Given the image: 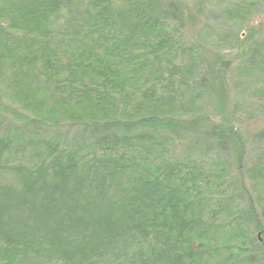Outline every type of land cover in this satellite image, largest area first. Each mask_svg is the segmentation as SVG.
<instances>
[{"label": "trees", "instance_id": "1", "mask_svg": "<svg viewBox=\"0 0 264 264\" xmlns=\"http://www.w3.org/2000/svg\"><path fill=\"white\" fill-rule=\"evenodd\" d=\"M222 1L0 0V264H264V0Z\"/></svg>", "mask_w": 264, "mask_h": 264}, {"label": "rangeland", "instance_id": "2", "mask_svg": "<svg viewBox=\"0 0 264 264\" xmlns=\"http://www.w3.org/2000/svg\"><path fill=\"white\" fill-rule=\"evenodd\" d=\"M222 5L227 4V0H224L221 2ZM264 5V4H263ZM260 11H264V6L259 8ZM255 19L254 22H262L264 24V12L263 16L259 17H253ZM226 43L224 44L223 41H221L219 38L214 36L213 34L207 35V45L205 47L206 55L210 61V65L214 66L216 63L217 56L219 54V50H226L230 46ZM0 54H2V50L0 49ZM6 68V67H4ZM250 95L252 97V100H247V103H243L237 110L238 113V120L236 121V125L242 135H247L248 132L253 131L258 128L264 127V91L263 90H255V87L252 86V88H249ZM213 103L211 105V110L216 109L218 107L219 97L217 95L216 90L213 89V96H212ZM172 109L170 106H155L154 108L145 111L144 113H137L138 115L146 114V113H158V114H165L167 112H170ZM214 112V111H213ZM215 112V113H216ZM20 114H27L32 113L34 115L40 116L42 119H44L48 123H58L63 122L68 119L69 113H72V115H80L84 117L83 119H87L90 115L96 113V108L94 109H79V108H69V107H63L60 105L53 104L51 101L46 100L44 105L35 110H29V109H19ZM234 146L237 145L233 144ZM264 192L261 190L258 192L259 197H263Z\"/></svg>", "mask_w": 264, "mask_h": 264}]
</instances>
